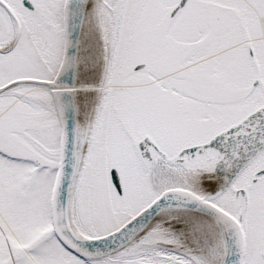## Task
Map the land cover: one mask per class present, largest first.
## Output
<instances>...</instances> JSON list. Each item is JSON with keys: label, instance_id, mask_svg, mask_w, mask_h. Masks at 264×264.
<instances>
[{"label": "snow or ice", "instance_id": "6c2138e0", "mask_svg": "<svg viewBox=\"0 0 264 264\" xmlns=\"http://www.w3.org/2000/svg\"><path fill=\"white\" fill-rule=\"evenodd\" d=\"M0 264H264V0H0Z\"/></svg>", "mask_w": 264, "mask_h": 264}]
</instances>
